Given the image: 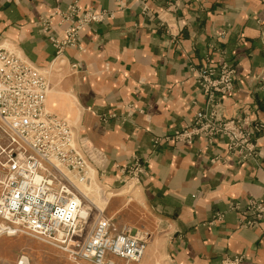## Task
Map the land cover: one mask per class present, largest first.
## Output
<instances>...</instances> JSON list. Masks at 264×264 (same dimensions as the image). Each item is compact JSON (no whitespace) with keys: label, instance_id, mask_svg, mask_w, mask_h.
<instances>
[{"label":"crops","instance_id":"crops-1","mask_svg":"<svg viewBox=\"0 0 264 264\" xmlns=\"http://www.w3.org/2000/svg\"><path fill=\"white\" fill-rule=\"evenodd\" d=\"M72 2L0 0V46L47 69L56 53L48 38L64 39L67 23L52 17L48 35L41 20ZM79 6L98 19L80 29L75 47L62 50L61 64L51 65L46 107L55 115L74 111L76 132L105 155L102 180L112 193L106 216L118 227L154 231L142 264H264V219L242 226V216L228 209L232 201L264 195V92L257 83L264 0H182L165 20L160 6L142 0H80ZM222 63L234 70L222 115L245 120L255 134L254 160L227 153L221 137L163 141L205 104L196 71ZM256 123L263 130L255 133ZM154 138L161 142L153 146ZM135 158L145 172L122 195L120 169Z\"/></svg>","mask_w":264,"mask_h":264},{"label":"built area","instance_id":"built-area-1","mask_svg":"<svg viewBox=\"0 0 264 264\" xmlns=\"http://www.w3.org/2000/svg\"><path fill=\"white\" fill-rule=\"evenodd\" d=\"M79 1L41 20L48 35L52 17H59V25L67 23L64 39L51 34L48 38L56 56L47 69L0 46V234H26L62 251L75 264H115L113 258L126 264L138 262L148 233L131 234L126 227L117 230L100 211L89 233L81 237L83 194L78 186L89 185L94 173L96 177L98 154L85 137L46 107L51 65L61 64L62 50L75 47L80 29L98 19L91 11H83ZM152 1L166 5L163 14L170 17L179 7V0ZM195 80L206 96L205 107L179 137L222 135L230 153H238L243 161L255 157V145L243 126L221 119L223 109L217 98L231 92L233 70L225 65L216 71L202 68ZM258 82L264 90V67ZM261 128L256 126L255 131ZM244 209L253 218L264 219V198L247 203Z\"/></svg>","mask_w":264,"mask_h":264},{"label":"rangeland","instance_id":"rangeland-1","mask_svg":"<svg viewBox=\"0 0 264 264\" xmlns=\"http://www.w3.org/2000/svg\"><path fill=\"white\" fill-rule=\"evenodd\" d=\"M181 1L182 0H179V2H178L179 7H180V4H181ZM142 2L144 4H146L147 2H151L153 4H156V5L160 6L161 7V12H160L161 14H163V10L166 9V5L155 3L152 0H142ZM179 7L172 14V16H174V14L177 13ZM146 9L147 8L145 6H143V10L146 11ZM159 16L161 17V15L160 14L157 15L160 24L161 23H165V21L160 19ZM165 17L169 18V16L163 15V19L164 20H165ZM263 55H264V46H263ZM55 56H56V53H55ZM53 64H55V63H53ZM55 65H59V63L58 64L56 63ZM222 65L228 66L229 68H231L233 70V68L231 66L226 65L225 63H222L219 67L214 68V69L213 68H208L206 66H204L203 68H208V69H212V70L216 71ZM263 67H264V63H263ZM263 67L261 69V72L263 70ZM39 69H42V68H39ZM56 69H57V67L55 68V70ZM201 69H199V70H201ZM42 70H45V69H42ZM198 71H196V73ZM52 72H53V70L48 72V75H47L48 81H49V75ZM261 72H260V74H261ZM233 80H234V70H233ZM195 83H196V80H195ZM257 83L259 84L258 78H257ZM48 84L50 86L49 82H48ZM196 86H197V84H196ZM259 88L264 92V90L260 87V84H259ZM198 89L200 91L199 87H198ZM232 90H233V81H232ZM229 93H231V92H229ZM202 95L204 96L203 93H202ZM227 95H225V96H227ZM204 97H205V103H206V96H204ZM217 99L218 100H222L223 98H217ZM71 101L72 102H70V100H68V103L70 104V106L73 107L74 106L73 105V99H71ZM262 104L264 105V97L262 99ZM204 107H205V104L203 105L201 110H203ZM222 109H223V107H222ZM73 115H74V111L70 112L68 116L67 115H59V114L56 115V116H58L60 119H64L70 126H72V128H75V130H76V129H78L77 128L78 126L75 123V118H74ZM221 117H222L221 119L223 121L234 120L235 122H238L239 125H242L243 126L242 128L244 129V131H246V132H248L250 134L251 140L253 142V140H254L253 137H254L255 134L250 133V131L248 129H245V123H246L245 120L226 119V118H224V116H221ZM194 118H195V115L193 116V119L191 120V124H193ZM191 124L186 126V127H184L183 129H178V130L174 131L172 136L164 137L163 141H168V140L172 139V140H174L176 142L191 143V141H193L194 139H196L198 137H201V138L205 139L207 141V143H211V141L214 138L221 137L222 140L225 143V148H226L227 153H230L228 151V148H227V141L222 135H220V136L216 135V136H214L211 139H208L207 137H205L204 134H198L197 136H194V137H192L190 139H187V140L184 139V138H180L179 134L182 131L190 128L192 126ZM259 125L262 127L261 129L263 130V124L262 123H256V124H253V126H252L253 127V131H255V127L259 126ZM256 132H259V131H255V133ZM78 134H80V136H82V137H85V135L80 133L79 130H78ZM88 142L92 145V143L89 140H88ZM160 142H161V140L159 138H154L153 146L157 145ZM93 148L97 151V154H98V159H99V160H97V165H99L98 166V173H97L96 177H95V173H94V177L90 181L89 185L86 184V185L78 186V188L80 189V191L83 194L82 197H81V204H82V209L81 210L85 212L84 213L85 215L81 213V215H82V217L84 219L83 222H82V227H81V232H80L81 233V237H85L89 233V231L91 230V228L93 226V223L95 221V218L97 216V211H100L102 213V215L107 217L106 216V204H107L108 200L110 199V197H112V193H110L108 190H106V188H104L105 185H104V182L102 180V178L106 174V167H107L106 157L95 146H93ZM255 148H256V146H255ZM255 153H256L255 157H248L244 161L256 159L257 158V148L255 149ZM230 154H236V153H230ZM2 160L5 161V157L2 158ZM239 160H241L240 157H239ZM241 161H243V160H241ZM120 172L124 175V178H125L124 179V183H123V185H125V187H122L120 189V192L124 191V193L122 195H126L132 190L133 184H136V183L140 182V180L142 178V175L144 174L145 170H144V167L142 166V162L140 161V159L139 158H135L131 162V164L126 165L125 167H121ZM0 173L2 174L1 171H0ZM2 178H3V175H1L0 179H2ZM263 198H264V195L262 197H259V198H250V199H247L245 201H239V200L238 201H232L231 203L228 204V209L231 210V211H235V212L239 213L242 216V220H241L242 226L252 227L256 223H258L259 220H257L256 218H253L251 215H249V212L247 210H245L244 208H245L247 203H249L251 201H259V200H262ZM85 208H86V210H85ZM110 221L112 222V224L114 225V227L117 230L122 228V227H118L116 224H114L113 220L110 219ZM141 221H142V218H139L138 222L140 224H141ZM124 227H126L128 229V231L130 230L131 232L130 231L129 232L131 234H134V232L137 231V230H142L144 232H147L148 235H149V238L147 239L145 247H144V253L142 255V258L138 262H130V263H128V264H142V259L144 257L146 248L150 244V242L153 240V237H154L155 233H154V231H150V230L144 229L142 227H140V228L139 227L131 228V227H128V226H124ZM10 250H17L13 260L7 259V257L9 258V256H7V254H10L9 253ZM0 254H2V259H0V264H75L74 262L69 260L67 255L65 253H63L62 251H60V250H58V249H56L54 247H51V246L43 243L40 240H37V239L32 238L30 236H27L26 234H23V233H18V234H13V235L0 234ZM22 257L24 258V262L21 263V261L23 259ZM114 259H117V258H113L112 259V261L116 264ZM118 260L121 261L120 264H126L123 259L119 258ZM236 261L237 260L234 259L232 264L234 262H236Z\"/></svg>","mask_w":264,"mask_h":264},{"label":"bare ground","instance_id":"bare-ground-1","mask_svg":"<svg viewBox=\"0 0 264 264\" xmlns=\"http://www.w3.org/2000/svg\"><path fill=\"white\" fill-rule=\"evenodd\" d=\"M85 210H86V208H85ZM85 212L84 211H82V214H84ZM85 215V214H84ZM23 258V257H22ZM22 262H24V258L22 259V261H21V263Z\"/></svg>","mask_w":264,"mask_h":264}]
</instances>
